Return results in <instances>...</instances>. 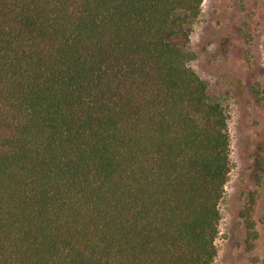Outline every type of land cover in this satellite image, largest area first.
I'll return each instance as SVG.
<instances>
[{
	"label": "trees",
	"instance_id": "obj_1",
	"mask_svg": "<svg viewBox=\"0 0 264 264\" xmlns=\"http://www.w3.org/2000/svg\"><path fill=\"white\" fill-rule=\"evenodd\" d=\"M205 0H0V264H215L226 106Z\"/></svg>",
	"mask_w": 264,
	"mask_h": 264
},
{
	"label": "rangeland",
	"instance_id": "obj_2",
	"mask_svg": "<svg viewBox=\"0 0 264 264\" xmlns=\"http://www.w3.org/2000/svg\"><path fill=\"white\" fill-rule=\"evenodd\" d=\"M190 46L232 139L215 264H264V0H205Z\"/></svg>",
	"mask_w": 264,
	"mask_h": 264
}]
</instances>
